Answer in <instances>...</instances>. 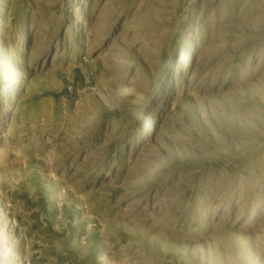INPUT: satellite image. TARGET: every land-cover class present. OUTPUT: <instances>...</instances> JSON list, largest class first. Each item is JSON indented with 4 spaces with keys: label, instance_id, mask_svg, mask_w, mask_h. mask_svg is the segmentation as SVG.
<instances>
[{
    "label": "rangeland",
    "instance_id": "1",
    "mask_svg": "<svg viewBox=\"0 0 264 264\" xmlns=\"http://www.w3.org/2000/svg\"><path fill=\"white\" fill-rule=\"evenodd\" d=\"M0 264H264V0H0Z\"/></svg>",
    "mask_w": 264,
    "mask_h": 264
}]
</instances>
